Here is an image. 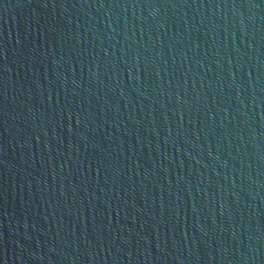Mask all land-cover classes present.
<instances>
[{
  "label": "water",
  "instance_id": "obj_1",
  "mask_svg": "<svg viewBox=\"0 0 264 264\" xmlns=\"http://www.w3.org/2000/svg\"><path fill=\"white\" fill-rule=\"evenodd\" d=\"M0 264H264V0H0Z\"/></svg>",
  "mask_w": 264,
  "mask_h": 264
}]
</instances>
